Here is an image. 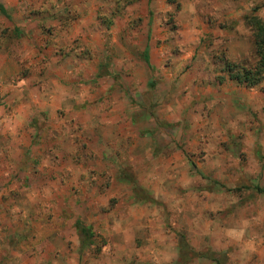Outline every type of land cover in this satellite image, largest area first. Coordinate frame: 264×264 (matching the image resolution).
Wrapping results in <instances>:
<instances>
[{
	"label": "rangeland",
	"instance_id": "1",
	"mask_svg": "<svg viewBox=\"0 0 264 264\" xmlns=\"http://www.w3.org/2000/svg\"><path fill=\"white\" fill-rule=\"evenodd\" d=\"M0 4V264H264V0Z\"/></svg>",
	"mask_w": 264,
	"mask_h": 264
},
{
	"label": "trees",
	"instance_id": "2",
	"mask_svg": "<svg viewBox=\"0 0 264 264\" xmlns=\"http://www.w3.org/2000/svg\"><path fill=\"white\" fill-rule=\"evenodd\" d=\"M0 14L5 18H8V15L1 4ZM244 22L252 31L251 43L253 50V63L251 65H248L247 67H240L235 71L231 70V66H226L225 71L226 77L229 81H234L236 84L244 86L246 88H252L259 84L264 78V19L255 14L254 11H251L244 18ZM142 55L145 58L146 48L144 49ZM221 79L222 77L218 79V82H220ZM254 189L260 193H264L263 189H259L258 187H254ZM131 192L132 196L135 197V199L137 198L141 200L151 201V199H148V197L147 199H142L140 195L144 196L145 192L139 191L134 184L131 187ZM74 228L79 236L80 247L87 246L92 236L90 229L78 222H75Z\"/></svg>",
	"mask_w": 264,
	"mask_h": 264
},
{
	"label": "crops",
	"instance_id": "3",
	"mask_svg": "<svg viewBox=\"0 0 264 264\" xmlns=\"http://www.w3.org/2000/svg\"><path fill=\"white\" fill-rule=\"evenodd\" d=\"M144 49H145V48H144ZM143 51H144V50H143ZM146 51H147V49H146ZM142 56H143V55H142ZM145 56H146V55H145ZM150 83H152V85L154 84L153 82H150ZM20 110H22V109H21V107L19 106V107L16 109V111H15L16 114H15V115H14V114H11V115H10L11 118H13L14 120H16V121H14V123H15L17 126H19V127H20V126H23V125L20 124V121L18 122V118H16L17 116H19L18 112H19Z\"/></svg>",
	"mask_w": 264,
	"mask_h": 264
}]
</instances>
